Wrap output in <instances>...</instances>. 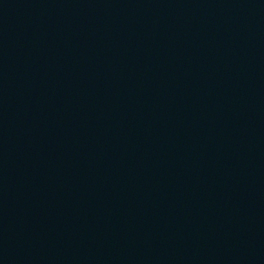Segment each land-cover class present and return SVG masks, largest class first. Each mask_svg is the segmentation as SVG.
<instances>
[{"label":"water","instance_id":"95a60500","mask_svg":"<svg viewBox=\"0 0 264 264\" xmlns=\"http://www.w3.org/2000/svg\"><path fill=\"white\" fill-rule=\"evenodd\" d=\"M0 264H264V0H0Z\"/></svg>","mask_w":264,"mask_h":264}]
</instances>
